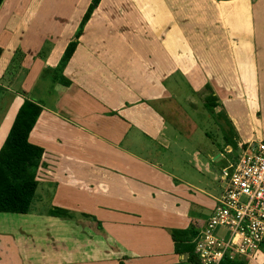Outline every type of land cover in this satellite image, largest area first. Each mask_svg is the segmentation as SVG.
Masks as SVG:
<instances>
[{"label":"crops","instance_id":"crops-1","mask_svg":"<svg viewBox=\"0 0 264 264\" xmlns=\"http://www.w3.org/2000/svg\"><path fill=\"white\" fill-rule=\"evenodd\" d=\"M243 1H139L138 23L123 25L128 10L121 20L101 0L62 69L81 16L45 51L30 25L17 38L20 26L1 19L0 148L28 99L41 108L28 139L43 154L28 212H0V264H193L171 231L196 232L221 194V183L218 194L196 186L203 168L264 140L254 125L264 55L227 21L256 2ZM95 57L106 63L104 86L96 67L79 68ZM262 245L248 264H264Z\"/></svg>","mask_w":264,"mask_h":264},{"label":"built area","instance_id":"built-area-1","mask_svg":"<svg viewBox=\"0 0 264 264\" xmlns=\"http://www.w3.org/2000/svg\"><path fill=\"white\" fill-rule=\"evenodd\" d=\"M222 192L192 241L198 264L250 263L264 243V140L241 145L220 175Z\"/></svg>","mask_w":264,"mask_h":264},{"label":"rangeland","instance_id":"rangeland-1","mask_svg":"<svg viewBox=\"0 0 264 264\" xmlns=\"http://www.w3.org/2000/svg\"><path fill=\"white\" fill-rule=\"evenodd\" d=\"M91 1L92 0H7L0 15V21L1 19L4 20L11 19L12 23H10V25L18 24V26H20V29L17 30H19L20 32H17L18 35L17 34L14 35L17 38L21 37L22 34L24 33L22 31L26 30V28L30 25L27 37L32 38L31 40H33L34 43L41 44L42 42H44L42 44L43 47L42 49H44L45 46H48L49 49L52 46V40H51L52 38L56 42L58 41L62 42L63 39H65L69 35V31H70L69 28L72 27L73 23L76 24L77 19L80 16L81 17L79 21L82 19L83 15L87 11V9L85 8L87 5L91 3ZM139 1L141 2V4H144V2L147 3L150 0H105L104 5L110 6L112 8L117 6L112 12L114 16H119L122 14V12L119 11L121 10L120 7H123V9L125 10L131 11V12L128 11L125 12L126 14L125 19L122 20L123 14L122 17H119V19L122 20L121 23H123V25H125L124 23H126V20L127 22H134L135 24H137L138 19L133 20L131 16H134L132 10L136 11L137 9V6L132 7V5H138ZM154 1H157L158 3L160 1L163 4L169 3V0H154ZM243 4L246 3L243 1L241 6ZM9 7H11V9ZM83 8L85 11L82 14L81 10ZM238 8L239 7L236 6L235 8H232L230 10L231 16L234 15L235 13L237 14L235 19L233 21H232V17H229L227 19L228 23L232 22L234 25L232 27V33L233 32L241 33L245 37H248V41L253 39L252 45L257 49L258 55L259 56L264 55V0H256V2L253 4V7L248 6L247 9L242 11H241L242 8H240V10H238ZM105 12H107V9L105 10ZM161 14L165 15L166 13L162 12ZM61 16L62 17L64 16L63 20H61L62 19ZM66 18L68 19L64 20ZM64 21H66L67 23H63ZM161 23L163 26L165 24L171 25L173 24V21L171 19H163ZM227 32L229 31L227 30ZM105 45L107 49L109 47L112 48L117 46V44H105ZM45 50L46 49H44V51ZM41 52L43 51L41 50ZM226 53H227L226 54L227 57L229 58L231 54H229L228 52ZM4 57L7 56L5 55ZM241 58L248 60V58L250 57H241ZM115 59L117 61L119 60V58H115ZM15 65L16 67L19 65L17 61L15 62ZM105 66L106 63L104 62V57L101 59L95 57V60H92L91 62H87V59L86 60L84 59L79 64V68L82 71H86V69L88 70L89 67H94V68L96 67V70L99 73L98 74L99 79L102 80V82H100L101 86L105 85L104 80L108 78V74H107L108 70H106ZM11 71H14V69H11ZM263 80L264 77L261 76V81ZM254 125L257 129V134H258L257 138L264 139V105L261 108V118L257 119V122H254ZM236 154L237 153H234L235 156ZM221 169H222L221 163L218 161L214 162L213 166L210 168V171H207L206 169L203 168L204 173L201 178L202 183H196V186H198V188L200 189H203L207 193L218 194L220 191V183H221L220 180ZM192 190L193 193H198L197 188H193ZM205 214H208L206 207H205ZM262 246H263L262 251L264 252V245ZM256 259H254V262H257Z\"/></svg>","mask_w":264,"mask_h":264},{"label":"trees","instance_id":"trees-1","mask_svg":"<svg viewBox=\"0 0 264 264\" xmlns=\"http://www.w3.org/2000/svg\"><path fill=\"white\" fill-rule=\"evenodd\" d=\"M101 0H92L83 15L79 28L73 39L66 46L61 57L62 67L72 56L77 41L83 32L85 23L92 11ZM3 0H0V6ZM40 106L28 99L20 105L12 126L0 148V212L26 213L28 212L37 187L36 168L43 154V148L29 141V133L39 115ZM57 215H66L61 208L51 210ZM196 232L190 230L172 229L171 235L175 242V252L187 254L193 264L198 260L193 253V237ZM221 264H244L243 262L222 261Z\"/></svg>","mask_w":264,"mask_h":264}]
</instances>
